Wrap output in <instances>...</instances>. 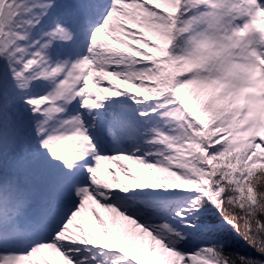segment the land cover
Here are the masks:
<instances>
[{"label":"snow or ice","instance_id":"1","mask_svg":"<svg viewBox=\"0 0 264 264\" xmlns=\"http://www.w3.org/2000/svg\"><path fill=\"white\" fill-rule=\"evenodd\" d=\"M0 264H264V0H0Z\"/></svg>","mask_w":264,"mask_h":264}]
</instances>
